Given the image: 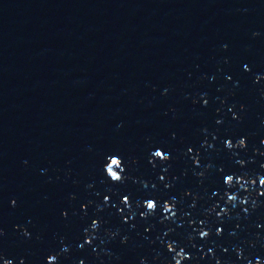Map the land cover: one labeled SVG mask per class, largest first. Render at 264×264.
<instances>
[{
	"label": "water",
	"instance_id": "obj_1",
	"mask_svg": "<svg viewBox=\"0 0 264 264\" xmlns=\"http://www.w3.org/2000/svg\"><path fill=\"white\" fill-rule=\"evenodd\" d=\"M245 171L264 175V0H0V264H48L65 245L59 264H174L168 243L183 264H256L264 206L224 214L225 177ZM97 220L120 235L87 244Z\"/></svg>",
	"mask_w": 264,
	"mask_h": 264
},
{
	"label": "clouds",
	"instance_id": "obj_2",
	"mask_svg": "<svg viewBox=\"0 0 264 264\" xmlns=\"http://www.w3.org/2000/svg\"><path fill=\"white\" fill-rule=\"evenodd\" d=\"M254 35H258V33H255ZM227 47V46H225ZM260 77L257 76V80H259ZM208 101L205 99L204 104L206 105ZM243 107V106H241ZM219 123V121H218ZM205 132L207 129L204 130ZM247 147L246 145V139L240 138L235 143L229 139L226 142V148L230 151H235L237 149H245ZM191 151V150H189ZM152 157L154 159H159L162 162H167L170 159V156L166 154L162 150H155L152 153ZM27 163V161H25ZM197 164H199V161L197 160ZM239 164L243 167L246 165V162L244 160H240ZM213 167V165L209 164L206 167L203 168L202 171L196 173L201 178V181L207 177L208 171ZM125 166L122 161V159L118 156H111L109 158V161L105 165V172L108 178L113 183H124L128 177H126L123 173L125 172ZM161 179L163 180L164 177L162 176ZM257 181L259 183V186L262 190H257L256 185ZM225 184L227 186V189L229 190L226 192L227 201H226V207L224 210L225 215H230L233 209L236 208H243L245 213H247L249 216L252 212H254L256 209H258L261 206H264V201L260 200V196H264V175L259 174H250L249 172L245 171L242 175L239 177H236L234 175H227L225 177ZM92 185H88V187H91ZM145 187H147V183L144 184ZM238 189L235 192L230 191L231 189L237 188ZM244 191L246 195L244 197H241L240 192ZM107 199V198H106ZM195 199H200L199 196H196ZM13 205H15V200L12 201ZM124 203L127 205L130 215L132 217H135L137 215V211L135 208H133L132 203L129 199V197H124ZM145 211L141 213V216L145 219L148 217L154 215L160 205L157 203L155 199H148L144 202ZM140 207L139 202H137V208ZM216 211L215 206L209 208L206 210L208 214L214 213ZM178 201L175 197L171 198L169 201L165 202L163 204V213L165 214L164 218L162 219V222H168L173 221L178 216ZM65 216H67V213H65ZM100 228L101 223L100 221H94L88 228H86L85 235L87 237V244L91 245L93 244L94 239H99L101 244H106L107 242L111 241L112 239H115L118 235H120L119 229L112 231V230H105L104 236H100ZM172 231V229H169V233ZM220 234V233H218ZM4 235V232L2 229H0V236ZM22 235L25 237H30V233L27 231V229H23ZM211 235L210 230H200L199 236L201 238L207 239ZM128 239L127 236L123 237V240L126 242ZM196 239L195 234L189 233L187 236V240L189 243H192ZM261 239L259 236L257 237V240ZM257 241H252V245L255 246V243ZM81 248L84 247V244L82 243L80 245ZM178 245L176 243H168L167 248L174 253L173 260L174 264H183V262L190 257L186 253L185 249L183 247L179 248V251H177ZM70 251L68 246H64L61 253L56 254L53 253L48 257V264H59V255L66 254ZM236 251L238 254L243 256V250L240 247L236 248ZM101 253L103 255H108L111 257V253L108 251L107 248L101 249V251L97 252V256H101ZM159 259V257H157ZM4 264H13L12 260H5ZM21 264H24L23 261H21ZM80 264H84L83 261L80 262ZM101 264H104L103 259L101 260ZM216 264H227V262L222 261L220 258H216ZM256 264H264V260H257Z\"/></svg>",
	"mask_w": 264,
	"mask_h": 264
}]
</instances>
